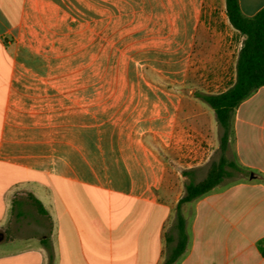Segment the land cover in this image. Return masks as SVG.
<instances>
[{"label":"crops","instance_id":"obj_1","mask_svg":"<svg viewBox=\"0 0 264 264\" xmlns=\"http://www.w3.org/2000/svg\"><path fill=\"white\" fill-rule=\"evenodd\" d=\"M238 2L246 17L264 8V0ZM218 5L226 30L217 29L218 59L235 45L237 62L244 36L230 25L225 0H0V264H163L176 244L184 191L168 190L146 136L133 146L101 139V45H154L157 60H203ZM246 103L225 152L240 172L181 205L188 242L172 264H264V115L255 104L241 118ZM219 136L217 123L194 135L196 156L202 143L213 150L184 170V183L205 178L219 159ZM179 141L171 137L173 147ZM56 186L58 202L50 197ZM71 188L114 198L111 212L98 211L99 198L81 206Z\"/></svg>","mask_w":264,"mask_h":264},{"label":"rangeland","instance_id":"obj_2","mask_svg":"<svg viewBox=\"0 0 264 264\" xmlns=\"http://www.w3.org/2000/svg\"><path fill=\"white\" fill-rule=\"evenodd\" d=\"M211 17V21L215 22L211 23L210 31L216 35L211 36V45L208 46L209 51L203 60H157L153 58L155 56L153 50L156 49L154 45L135 43L101 45L98 68L101 139L112 137L116 139L118 147L123 144L133 146L135 139L146 136L149 150L165 166V182L169 184L168 190H172L174 195L183 194L184 181L180 176L184 170L206 158L213 150L209 144L202 143L198 148V156L193 152L196 150L194 135L198 132L211 133V127L217 123L213 110L195 97V92L203 94L222 92L235 81L236 77L235 45L233 44V53H228L226 61L221 62L218 59L223 51V47L219 46L218 27L223 36L226 33L223 23L224 12L219 5ZM137 40L140 39H133ZM234 42L239 43L237 40ZM109 54L115 59L110 61L104 59ZM246 101L241 110V118L251 117L255 104H262L260 109H257V115L263 117L264 91L254 99L251 95ZM195 116L199 118L198 121H195ZM252 132L253 129L250 128L248 133ZM174 134L180 141L179 145L176 143L173 147L171 137ZM161 137L170 139L168 146L161 141ZM189 150L192 152L188 153ZM216 152L218 157V149ZM154 156L149 154L152 159H155ZM201 171L203 176V169ZM244 177L246 180L249 179L248 174ZM69 192V198L74 200L77 198L81 206L86 208L91 198L94 201L99 198L100 213L111 212L110 205L114 204V198L96 191L71 188ZM50 197L58 202V186ZM116 203V207L122 208L121 201ZM94 207L97 208L95 204Z\"/></svg>","mask_w":264,"mask_h":264},{"label":"trees","instance_id":"obj_3","mask_svg":"<svg viewBox=\"0 0 264 264\" xmlns=\"http://www.w3.org/2000/svg\"><path fill=\"white\" fill-rule=\"evenodd\" d=\"M225 9L230 25L244 36L236 62L235 81L226 90L216 94L200 92L194 94L215 114L216 122L220 128L218 147L220 156L217 161L209 166L203 180L195 182L189 179L184 183V195L176 205V244L170 249L163 264L175 262L187 247L188 236L185 219L180 211L181 205L203 197L217 186L230 181L235 172H240L238 166L225 157L234 114L242 102L259 88L264 87V8L253 17H246L239 8L238 0H225ZM189 174L183 172V176L188 178ZM34 201L38 209L44 212L40 202ZM166 240L167 243L172 241L170 236H167Z\"/></svg>","mask_w":264,"mask_h":264}]
</instances>
